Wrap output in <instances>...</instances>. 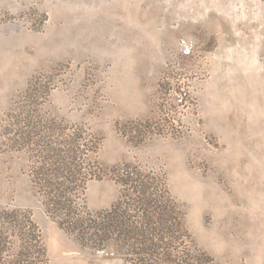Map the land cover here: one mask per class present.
<instances>
[{"label":"rangeland","instance_id":"obj_1","mask_svg":"<svg viewBox=\"0 0 264 264\" xmlns=\"http://www.w3.org/2000/svg\"><path fill=\"white\" fill-rule=\"evenodd\" d=\"M0 264H264V0H0Z\"/></svg>","mask_w":264,"mask_h":264}]
</instances>
